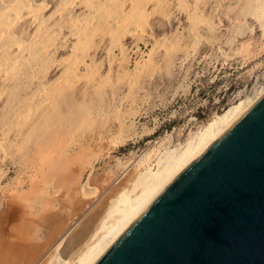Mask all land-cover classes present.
Returning a JSON list of instances; mask_svg holds the SVG:
<instances>
[{
    "label": "rangeland",
    "instance_id": "1",
    "mask_svg": "<svg viewBox=\"0 0 264 264\" xmlns=\"http://www.w3.org/2000/svg\"><path fill=\"white\" fill-rule=\"evenodd\" d=\"M59 1H47L44 17ZM131 1L142 6L131 14L132 26L91 39L90 66L70 86L58 82L67 53L58 48L0 96V124L12 105L34 101L36 88L52 101L33 119L27 117L19 137L9 139L11 146L0 153V264L67 261L79 233L128 193L139 158L155 172L168 151L182 150L217 115L264 87V28L250 16L249 0ZM112 43L123 47L106 52ZM64 127L68 134L74 131L70 137ZM54 138L58 149H52ZM80 147L79 161L73 151ZM68 181L74 187L68 183L66 189ZM49 186L57 191L51 200L58 207L39 218ZM9 195L17 198L21 214L7 211ZM33 197L41 207L34 216L24 210ZM52 249L55 256L48 255Z\"/></svg>",
    "mask_w": 264,
    "mask_h": 264
},
{
    "label": "bare ground",
    "instance_id": "2",
    "mask_svg": "<svg viewBox=\"0 0 264 264\" xmlns=\"http://www.w3.org/2000/svg\"><path fill=\"white\" fill-rule=\"evenodd\" d=\"M47 1L49 0H0V96H2L3 91L5 92V89L9 87L11 82L15 84L22 81L23 73L32 75L41 62L52 59L58 48L67 50V53L60 64L58 82L70 86L72 82H75L76 78L82 72H86L90 66L86 60H92L91 53L93 48L89 46L91 39L99 35L109 36L119 27L132 26L131 14L135 9L142 7H139V5H136L131 0L126 3L124 8L118 6L119 2H122V0H60L56 10H54L53 13L51 12L49 16L44 17L43 11L46 9ZM249 2L251 4L249 11L250 16L264 28V0H249ZM244 17L242 18L243 20H245ZM110 47H116L121 50L123 46L121 43H112L111 46L106 48V52L109 51ZM44 92L43 88H36L35 92L32 94L34 101L28 100L25 102L26 104H21L20 102L15 103L8 108L7 113L9 112L10 114H7L6 119L0 124V153H4L5 147L10 145L9 139H17L19 137L23 129L22 123H25L27 117L29 118L28 120L33 119L41 110L39 108L42 104H46L42 105L43 107L52 104V101L49 97L45 96ZM263 92L264 87L259 90L253 98L251 97L229 106L220 115H217L214 120L209 122L193 142L185 144V147L182 150H179L176 153L168 151L164 155L163 160H158L159 167L155 172L150 170L148 167L149 165H146L148 168L142 167L143 159L139 158L135 163L138 167H136L131 174L132 184L131 188L127 190L128 193L120 194L111 201L112 203L102 212L101 216L99 213V218L97 219L96 217L94 219L96 223L94 222V224L91 221L93 225H90L89 229V226H85L86 228L84 232V229L82 228L83 233H79L80 236H77L78 241L75 246L73 245L75 250L72 248L69 257L67 256V261L65 260L67 258H65L64 261L56 259L59 261L58 263L93 264L155 199V197ZM76 123H78L77 120L75 121L74 128ZM70 125L72 126V124ZM65 129L67 130V128ZM70 130L72 129L70 128ZM72 131H70L71 133L69 134L72 135ZM58 134L59 133H57L56 140L58 139ZM62 134L59 135V139H61L60 136ZM69 134L68 136L70 137ZM70 139H68V143ZM58 141L54 142V144L51 143V145L53 144L52 149H58L61 147H58ZM65 141H61L62 147V142L65 143ZM81 147L83 148V146ZM81 147V152L73 151V153H75V156H73L74 159L76 158L79 161L82 155H79L77 158L76 154L78 156V153H84V149ZM87 148L89 147L87 146ZM49 151L53 154L51 150ZM61 151L62 150H60V152ZM48 156L50 157V155ZM57 156L58 155H56L55 158ZM50 158H52V156ZM49 163L51 162L49 161ZM1 176L2 175H0V177ZM76 177L77 176L74 177L73 182ZM72 178L73 177L68 180L72 181ZM76 180L77 183L75 184V187L80 182H78V178ZM65 181L66 180H64V182ZM69 181L66 182V189L69 184H74ZM82 184L81 188L83 186ZM32 185L33 184H31V187ZM59 185L61 186V184ZM38 186H40V184L37 185V187ZM72 186L74 187V185ZM46 187L44 188L47 190ZM61 189H65L64 184ZM39 192H41V190ZM56 192L57 191H54L53 189L50 190V186L48 187V193L46 191L48 195L46 196L45 193L46 200L44 203V209L38 215H36V210H38V212L41 210L40 206H37V208L35 206L38 202H36L38 196L36 198L33 197L31 200L28 199V201L25 202V206L27 205L26 209H24L25 214L29 213V215L33 214L32 216L36 215L39 216V218H44L45 214L52 213L53 210L58 207V202L51 200L52 197L55 198L54 196H56ZM27 193H29V191ZM34 193L36 194L37 192ZM43 194L44 193L39 195L43 197ZM20 196L18 197L20 198ZM31 196L35 195L32 193ZM12 198L13 197L10 196L7 199V211H19V209H21L19 206L20 204L18 203L19 205H16L17 202L15 203L17 198ZM19 212L21 214L22 211ZM91 222L89 221L88 223ZM53 252L54 249H52L48 255H54ZM40 261L41 258L36 264H39Z\"/></svg>",
    "mask_w": 264,
    "mask_h": 264
},
{
    "label": "water",
    "instance_id": "3",
    "mask_svg": "<svg viewBox=\"0 0 264 264\" xmlns=\"http://www.w3.org/2000/svg\"><path fill=\"white\" fill-rule=\"evenodd\" d=\"M93 264H264V92Z\"/></svg>",
    "mask_w": 264,
    "mask_h": 264
}]
</instances>
